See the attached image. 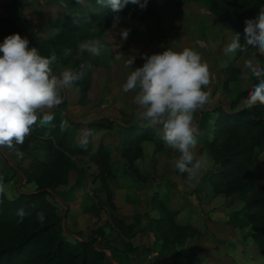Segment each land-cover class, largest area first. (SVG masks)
Wrapping results in <instances>:
<instances>
[{"label":"trees","instance_id":"16d2710c","mask_svg":"<svg viewBox=\"0 0 264 264\" xmlns=\"http://www.w3.org/2000/svg\"><path fill=\"white\" fill-rule=\"evenodd\" d=\"M174 6L181 7L187 2L204 6L213 16L220 19L223 26L234 37H243L245 25L257 21L264 11V0H171ZM62 2V3H61ZM49 0L50 4L62 5L65 11L61 16L49 18L48 35H35L29 46L40 49L44 56L55 54L62 66L78 69L79 65L90 63L92 68L85 77L74 84L78 88V104L86 103L91 88V72L100 66L98 56L88 57L86 50L80 52V45L104 34L114 18L126 14L134 8L129 3L120 12L102 8L96 0ZM1 41V39H0ZM241 47H244L243 42ZM67 53V54H66ZM253 55V53L250 51ZM264 63V54H256ZM223 87L235 81L241 73L233 64L225 68ZM251 83H256L250 78ZM250 86L237 93L229 110L216 108L206 132H198L197 143L206 147L214 167L207 173L213 195H224L242 202L238 213L246 220L258 251L264 255V159L257 155L264 151V105L236 108L241 100L248 101ZM65 106V102H62ZM113 122L98 118L89 123L70 122L65 127L58 123L33 126L30 135L18 148L28 162L19 171L26 183H33L35 190L19 191L10 198L0 190V264H106L105 249L108 240L89 237L69 238L63 229V217L58 207L49 199L50 190L67 185L70 172H78L75 181L76 192H81L78 204L82 213L99 217L103 209L107 211V225L115 233L117 248L123 253L140 249L141 254L156 251L163 261L160 264H199L197 250L188 241L198 234L191 223L179 224V209L170 207L155 190L149 199V207L157 213L149 219L148 226L153 233V246L140 248L125 242L126 221L120 215L119 205L109 181L115 179L111 163L110 148L98 140L94 142L95 131H109ZM115 151L124 161V174L137 182L146 183L149 174L140 169L144 157L143 143L154 144V154L164 150V142L151 124L138 122L120 127ZM16 155V149H10ZM77 161L83 166L77 169ZM94 167L92 182H97L105 198L90 195L83 187L87 176L85 167ZM156 170V160L151 167ZM4 169L0 168V184L8 181ZM1 188V186H0ZM23 209L21 218L18 210ZM43 211L45 220L37 219V212ZM98 236L103 237V233Z\"/></svg>","mask_w":264,"mask_h":264},{"label":"rangeland","instance_id":"374dc122","mask_svg":"<svg viewBox=\"0 0 264 264\" xmlns=\"http://www.w3.org/2000/svg\"><path fill=\"white\" fill-rule=\"evenodd\" d=\"M64 11L62 5L55 6L49 0H0V39L2 41L6 35L19 33L27 36L30 44L36 33L48 35L51 32L49 18L61 16ZM129 12L132 16H118V21L115 19L104 34L91 40L99 41L105 48L98 56L100 66L91 72V88L86 103L78 104V88L74 85L68 87L61 93L65 106L61 103L53 109L44 110L54 114L53 120L46 125L58 123L65 127L70 122L89 123L98 118L111 120L114 123L112 129L97 130L93 138L95 143L100 140L110 148L111 163L117 177L109 183L119 205L118 212L125 221L128 218L134 224L139 223L141 227L149 228L145 220L157 216V213L149 207L148 202L153 191L157 190L165 203L179 209V224L191 223L197 227L198 234L187 244L197 250L199 264H264V255L258 251L256 243L250 237L251 230L246 220L238 213L242 202L224 195H213L206 182L207 173L214 167L206 147L197 143L193 149L197 156H206L207 167L190 177L187 173H179L174 167L178 152L164 143V150L155 155L154 144L144 142V157L140 162V169L149 174L146 183L137 182L123 173L124 161L115 151L117 133L125 125L144 122L153 125L159 137L162 134L161 125L138 118L141 109L133 103L135 93H124L121 90L129 72L126 62L132 57L134 63L131 67L134 69L143 65L145 56L162 52L169 46L180 49L187 47L201 54L209 67L210 81L205 89L209 92V100L197 109L194 124L198 132H206L217 114L216 108L229 110L237 93L248 87L240 83V77L245 74V64L252 54L249 52L244 56L229 58L223 49L234 38L233 33L202 5L187 2L176 7L171 0H148L146 8L141 9L136 5ZM125 29L128 30V35L126 39H122L120 33ZM86 53L88 57L94 56L87 51ZM229 64L239 68L241 73L225 89L224 71ZM65 68L69 67L62 66L57 61L54 64L57 75ZM245 106H249L248 101L241 100L236 108ZM262 159L264 151L257 155L258 161ZM154 160L155 172L151 169ZM27 162L24 155L18 157L9 148L0 147V168L4 169L5 177L9 178L8 181L1 182L0 186L7 197L12 198L19 191L28 189L18 173L19 168L26 166ZM82 166V162L77 161V169ZM84 170L88 178L83 183L85 191L103 200V191L91 179L94 167L86 166ZM77 177L78 172L72 171L67 185L50 190L49 199L58 207L62 217L69 203L73 204L75 198L81 199V192H76L77 188L74 186ZM32 185L34 186L33 183ZM107 218V211L103 209L100 217L95 218L101 223L98 227L94 219L85 217L79 218L74 224H71L73 219L65 217L62 225L69 238H75L70 235L72 231L82 239L97 238L100 233L106 237L108 230H104V227H109ZM134 218L139 219V222ZM76 220L77 218L74 221ZM147 247H151L150 242H147ZM148 259L153 264L163 261L159 254L153 256L152 253Z\"/></svg>","mask_w":264,"mask_h":264},{"label":"clouds","instance_id":"9594fccd","mask_svg":"<svg viewBox=\"0 0 264 264\" xmlns=\"http://www.w3.org/2000/svg\"><path fill=\"white\" fill-rule=\"evenodd\" d=\"M96 3L118 13L129 3L144 9L148 0H96ZM114 19L118 21V17ZM120 35L126 39L128 30ZM80 47L94 56L101 55L105 48L99 41H86ZM223 51L229 58L253 53L245 64L240 83L252 89L249 107L264 105V63L256 55L264 54V11L257 21L245 25L243 37L235 36ZM55 62V54L44 56L40 49L30 47L27 36L12 33L0 41V147L16 149L18 157L23 153L16 146L24 143L33 126L37 122L44 126L53 120L54 114L44 110L59 106L63 102L61 93L82 80L92 68L90 63H84L78 69L65 68L57 75ZM133 63L134 57L126 62L129 72L121 85L122 92L135 93L133 103L141 109L139 119L161 125V140L179 153L175 169L196 176L207 167L206 156H197L193 151L198 135L194 116L209 100V92L205 90L210 81L207 62L191 48L169 46L145 56L140 67L133 69ZM250 78L257 82L251 83ZM25 214L23 209L18 210L21 218ZM37 219L45 220L43 211L37 212Z\"/></svg>","mask_w":264,"mask_h":264},{"label":"crops","instance_id":"0c3cea01","mask_svg":"<svg viewBox=\"0 0 264 264\" xmlns=\"http://www.w3.org/2000/svg\"><path fill=\"white\" fill-rule=\"evenodd\" d=\"M55 6H57V5H55ZM37 34L38 35H43V34H39V33H36L35 35H37ZM18 173H19L20 177L23 179L21 173L20 172H18ZM23 181H24L23 184L25 186H27L28 189L26 188L22 192H31V191L35 190V185L33 186L32 183H26L24 179H23ZM74 201L75 202L73 204L69 203L65 207L64 217H63V219L65 217L68 218V219H71V220L73 219L71 224H74V223L78 222V220H80L79 218H83V217H85L87 219L91 218V219H94V220H95V218L97 219V218L100 217V216L99 217H95V216H93L91 214L82 213L80 211V207H79V204H78L79 200L75 198ZM152 217L153 216L149 217L148 219L145 218L146 219L145 221H147V223H149V219L152 218ZM154 217H156V216H154ZM75 218H77L76 221H74ZM136 221L139 222V219H137ZM94 223H96V227L101 225L100 221H98V222L96 221ZM83 229L85 230V228H83ZM105 229L108 230L106 237L103 236L105 239L103 237H100V236L97 237V239H98V241H100V240H108L109 241V248L105 249V255H106L105 263L106 264H153L150 261V259H148V257H149V255H151V253H152L153 256L156 255L157 254L156 252H150V254H148V253L141 254L140 253V249H137V250H135L133 252L123 253V252H121L119 250V248H117V245L114 242L115 238H116L115 233L110 230V227H104V230ZM70 235L72 237L77 238V239H82V238H79L78 236L76 237V233H74L73 231L70 232ZM152 239H154V236H153V233L150 230V228L141 227L139 225V223L138 224H134L131 221H129L128 218H126V237H124L125 242L130 243L134 247L140 248L141 246L147 247V242H150V245L153 246V242L154 241ZM196 260H197V258H196Z\"/></svg>","mask_w":264,"mask_h":264}]
</instances>
